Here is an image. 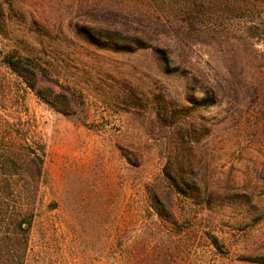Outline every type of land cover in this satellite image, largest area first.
I'll return each mask as SVG.
<instances>
[{
	"label": "rangeland",
	"instance_id": "rangeland-1",
	"mask_svg": "<svg viewBox=\"0 0 264 264\" xmlns=\"http://www.w3.org/2000/svg\"><path fill=\"white\" fill-rule=\"evenodd\" d=\"M197 1L181 17L186 0H0L12 14L0 30V156L15 142L45 149L26 264H264V90L203 101L205 75L264 76V0L245 13L215 7L204 33ZM100 29L149 47L91 41ZM155 29L168 32L142 33ZM15 49L41 57L70 112L4 64ZM166 167L174 222L151 202Z\"/></svg>",
	"mask_w": 264,
	"mask_h": 264
},
{
	"label": "trees",
	"instance_id": "trees-1",
	"mask_svg": "<svg viewBox=\"0 0 264 264\" xmlns=\"http://www.w3.org/2000/svg\"><path fill=\"white\" fill-rule=\"evenodd\" d=\"M258 1L249 2V0H202V33L213 31L215 29L214 22L211 21L212 14L210 13L215 7H223L229 12H248V8L257 11ZM197 0H186L185 4L180 6V16L190 15L194 10H197ZM260 11V10H259ZM189 12V13H188ZM261 12V11H260ZM251 13V12H249ZM24 17V16H22ZM167 19L171 17L169 13L165 15ZM12 18V14L0 12V30L5 31L8 21ZM194 19V18H193ZM205 19V22H204ZM182 20V19H181ZM209 20V21H207ZM2 26V27H1ZM261 24L256 22L251 28L258 30ZM205 27V28H204ZM161 32H168L167 29H155L153 32H142L149 39H154ZM4 33V32H3ZM86 33V32H85ZM90 40L95 42L99 39L104 42L115 41V43H124L130 47L135 43L140 48H148L146 42H142L139 37L128 36L119 31L109 30H93ZM94 35V36H93ZM99 37V38H98ZM251 39L258 37L256 34H251ZM153 49L158 54H166V46H155ZM4 64L24 83L46 103L54 107L56 110L68 113L70 112V102L66 98L62 101L60 95L56 93L54 86L57 83L52 77L49 68H43L40 64L41 57L34 51H28L27 55L21 54L18 50H12L5 54L3 58ZM249 62L241 63V71L245 72L248 68ZM236 64H233L235 68ZM233 66L230 67L233 72ZM264 66V64H262ZM250 67V66H249ZM246 74V73H244ZM243 75V74H242ZM262 75V74H261ZM258 78H248L235 80L220 81L214 76L210 79L208 75L204 78L207 85L203 89L207 90L204 102L210 98L215 99L219 95V90H264V76H257ZM45 82H49V87L43 86ZM53 85V86H52ZM66 90H69L67 88ZM211 90H215L212 92ZM210 97V98H207ZM210 103V102H208ZM16 141V140H15ZM12 151L5 152L0 156V264H26L27 250L29 246V235L34 217L36 216L34 209V201L36 202L40 185L44 177V156L45 149L43 146L33 147L27 142L26 148L20 150L18 142H15ZM163 180L166 183L167 189L161 191L160 186H151L150 195L151 202L157 210L158 215L164 221L174 222L175 218L172 213L167 212L164 206V198H169L174 192L170 181L175 182L172 172L166 167ZM165 187V188H166ZM191 193H201L200 191L191 189ZM183 193V192H182ZM188 193V192H185ZM202 202L208 199L209 192L202 191ZM200 197V196H199Z\"/></svg>",
	"mask_w": 264,
	"mask_h": 264
}]
</instances>
